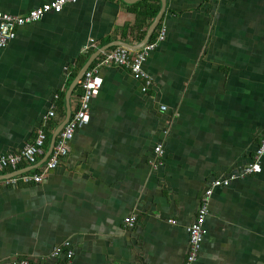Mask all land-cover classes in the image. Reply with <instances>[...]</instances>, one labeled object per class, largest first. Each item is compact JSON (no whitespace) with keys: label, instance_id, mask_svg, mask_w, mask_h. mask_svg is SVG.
Instances as JSON below:
<instances>
[{"label":"crops","instance_id":"0c3cea01","mask_svg":"<svg viewBox=\"0 0 264 264\" xmlns=\"http://www.w3.org/2000/svg\"><path fill=\"white\" fill-rule=\"evenodd\" d=\"M49 1L0 0V11ZM143 1L78 0L0 48V155L23 148L46 122L50 139L35 165L44 164L66 92L90 55L144 39L163 0ZM162 27L146 91L126 68H103L90 121L68 155L40 183L0 186V264H53L44 257L66 240L72 264H184L205 188L252 163L264 135V0H166L156 37ZM91 38L97 48L86 53ZM53 107L56 116L45 118ZM262 164L215 188L195 264H264ZM131 215L134 227L125 223Z\"/></svg>","mask_w":264,"mask_h":264},{"label":"built area","instance_id":"2783aa9c","mask_svg":"<svg viewBox=\"0 0 264 264\" xmlns=\"http://www.w3.org/2000/svg\"><path fill=\"white\" fill-rule=\"evenodd\" d=\"M78 0H51L35 8L30 9L23 14H14L0 11V48H6L12 40L15 39L18 29L26 24L43 19L48 13H59L67 4L76 3ZM167 34L166 27H162L158 36L154 40L148 41L139 49H132L124 45L113 46L103 51L90 65L88 70L80 81L81 92L75 96L72 114L63 129L56 138L55 145L39 169L28 170L21 174L0 179V186H9L18 182L40 183L44 180L48 172L54 169L62 159L68 155L71 147V141L78 128L86 125L90 121L92 99L99 94L103 78L101 70L106 67H122L130 71L137 80H144L143 90L146 91L150 85L151 78L146 70L145 64L152 51L165 40ZM97 48V42L91 38L84 47V52L88 53ZM58 96H56L57 98ZM166 108L165 106L163 107ZM56 116V108L53 107L46 114L45 118L50 119ZM46 122L37 130L34 138L26 143L23 148L17 152L0 155V174H6L14 170L22 169V165H35L45 152L49 135L46 130ZM157 157L161 159L164 149L161 144L155 148ZM264 157V135L257 148L256 155L252 163L244 166L239 172H233L225 177H220L210 181L205 188L197 214L194 221L188 226L190 236L188 256L184 264H195L201 245L206 235L207 229L205 222L210 212V202L215 188L219 186H228L234 180L243 178L247 175L257 174L262 171ZM137 222V216L131 215L125 218V223L134 227ZM74 258V249L70 240L64 241L56 246L53 252L44 257L43 262H52L53 264H72ZM15 264H38L36 261L17 260Z\"/></svg>","mask_w":264,"mask_h":264},{"label":"water","instance_id":"95a60500","mask_svg":"<svg viewBox=\"0 0 264 264\" xmlns=\"http://www.w3.org/2000/svg\"><path fill=\"white\" fill-rule=\"evenodd\" d=\"M165 6H166V0H163V5L161 10L158 12L157 16L155 17L154 21L151 23L150 27L147 30V33L144 37V39L141 41V43H139L138 45H132L130 43L124 42V41H115L112 42L111 44L108 45H104L100 48H97L89 57L88 61L85 63V65L81 68V70L78 72L77 76L74 78L73 82L71 83V85L69 86L67 92H66V96H65V100H66V104H67V111H66V116L64 118V120L60 123V125L56 128V130L53 132V135L51 137V142H50V148L48 151V155L46 157V159L48 158L49 154L51 153L55 142H56V138L57 135L59 134V132L63 129V127L65 126V124L68 122V120L71 117L72 114V107H71V97L72 94L76 88V86L80 83L83 75L85 74V72L88 70V68L90 67V65L92 64V62L105 50L111 48L112 46H116V45H125V46H129L132 47L134 49H139L141 48L144 44H146L149 39L152 37L155 29L157 28V26L159 25V22L162 18L163 12L165 10ZM45 159V160H46ZM38 166L36 165H32L28 168H22L19 170H14L12 172L6 173V174H0V179L2 178H8L11 176H15L18 174H21L25 171L28 170H32L33 168H37Z\"/></svg>","mask_w":264,"mask_h":264},{"label":"trees","instance_id":"16d2710c","mask_svg":"<svg viewBox=\"0 0 264 264\" xmlns=\"http://www.w3.org/2000/svg\"><path fill=\"white\" fill-rule=\"evenodd\" d=\"M146 1V0H145ZM145 1H143V2H145ZM142 2V3H143ZM150 8V5H143V13L145 14V15H147L148 13H147V10ZM159 8H160V5H156L153 9H152V11L150 12V17H151V19H153V18H155V16L157 15V13L159 12ZM145 34H146V30H143V32H142V34H141V36H140V39H142L144 36H145ZM156 38V35H155V32L153 33V35H152V37H151V39L152 40H154ZM84 61H82V63H83ZM81 63V64H82ZM79 68L81 67V65L79 64V66H78ZM77 69L73 72V74H72V76H73V78L76 76V74H77ZM80 90V86L78 85L77 87H76V89H75V91L77 92V91H79ZM59 109H61V113H63L64 114V95L63 96H61L60 97V100H59ZM49 139H50V134H49ZM25 165H22L21 167H24Z\"/></svg>","mask_w":264,"mask_h":264}]
</instances>
